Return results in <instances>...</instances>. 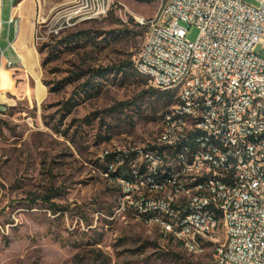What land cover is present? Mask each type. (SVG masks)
<instances>
[{"label":"rangeland","instance_id":"1","mask_svg":"<svg viewBox=\"0 0 264 264\" xmlns=\"http://www.w3.org/2000/svg\"><path fill=\"white\" fill-rule=\"evenodd\" d=\"M35 2L36 35L29 46L36 51L28 60L38 58L40 65L9 60L17 85L12 100V74L0 66V89L8 100L0 101V264H211L213 241L190 252L156 223L119 213L123 187L115 176H105L108 154L119 157L110 165L115 173L124 154L140 152L159 135L161 113L156 121L145 118L149 81L136 72L110 74L98 79L96 91L74 95L83 71L134 62L148 32L140 20L158 17L164 0ZM10 10L11 1L4 0L2 48L14 38L11 31L8 39ZM183 25L195 41L199 29ZM71 35L79 41L61 43ZM72 98L77 105L62 119ZM131 101V108L118 106ZM113 107L117 111H107ZM51 193L52 203L45 202Z\"/></svg>","mask_w":264,"mask_h":264},{"label":"built area","instance_id":"2","mask_svg":"<svg viewBox=\"0 0 264 264\" xmlns=\"http://www.w3.org/2000/svg\"><path fill=\"white\" fill-rule=\"evenodd\" d=\"M10 1L8 23L17 25L18 2ZM0 6L2 10L3 0ZM187 21L201 22L203 39L191 41L187 38L188 30L183 25ZM140 23L148 27V32L134 62L140 63L145 71L158 74V81L149 82V85L161 90L164 84L177 85L181 96L197 99V106H191L188 112L194 116H208V123L194 124L193 131L213 130L230 136L233 151L224 154L234 153V144H241L239 172H232V164L223 163V160L214 163L213 173L223 176V184L204 187L216 189V196L194 200V204L170 205L169 202L168 208L174 217L177 209L185 205H211L221 210V194L226 182H234L237 185L235 207L221 210L229 214L230 223H225L224 240L215 241V246H221V254H216L212 264H264V105L254 103L255 95H264V0H164L158 18ZM13 43L9 42V48L14 49ZM0 50V66L9 68V60L13 59L5 57L1 45ZM213 91H221V98H213ZM178 122L182 121L177 119ZM193 131L174 137L172 142H161L156 136L150 146L162 144L164 158L172 156L173 152H164V144L176 143L178 138H185V142L193 140ZM139 150L143 152V148ZM124 155L128 159V154ZM190 156V164L199 165L201 157L207 154ZM249 160H256L257 169H262V184L247 178ZM128 165L132 171L138 167L134 161H129ZM145 168L156 169L150 160ZM222 168H230V175H222ZM111 174L110 166L105 176L112 177ZM191 188L197 186L185 183L184 190ZM149 190L148 185L147 189H140L137 180L126 184V191H120L125 194V202L120 205L119 213L127 214L128 196H135L137 202V194ZM138 208L154 210L151 202ZM178 219H184V229L186 224H193V229H199L202 237L204 232L212 231L209 214ZM187 238L191 247H195L192 234H187Z\"/></svg>","mask_w":264,"mask_h":264},{"label":"bare ground","instance_id":"3","mask_svg":"<svg viewBox=\"0 0 264 264\" xmlns=\"http://www.w3.org/2000/svg\"><path fill=\"white\" fill-rule=\"evenodd\" d=\"M156 18L158 17L142 18L140 21H149ZM187 23L195 25L199 29L197 39H203V25L201 22L187 21ZM27 27L25 26L22 29L16 42L20 44L21 49L26 50L29 46ZM28 52L35 54L33 49H29ZM21 59L25 60V57L21 56ZM135 66L138 73L149 82L158 81L156 72L145 71L138 62ZM156 89L161 90V88ZM163 90H175L177 101L163 116L162 123H164V127L161 128L158 135L161 142H172L174 137H180L181 134H191L194 124L208 123V116H194V113L188 112L191 111V106H197V99L181 96L177 85L164 84ZM213 98H221V91H213ZM254 103L264 105V95H255ZM176 117L182 122L177 123ZM230 151H233L230 136L224 135V133H216L213 130H197L193 131V140L185 142V138H178L176 143L164 144V152H173L172 156L164 158L162 144H153V146L149 144L143 149V152L129 153L128 161H134V164L138 167L132 171L122 165L120 167L121 173L115 176L116 180L120 182L123 191H126V184H132L134 180L140 182V189H147L148 185L150 190L147 193L139 192L137 202L135 196H128L127 215L144 219L147 222L153 219L151 223L159 225L163 232H166V235L171 236L190 252H201L208 240L213 241V243L219 241L221 234L223 236L225 234V223H230L229 214L223 213L221 210H229L235 207L237 185L234 182H226V189L221 194V210H219V207L211 205H185L184 208L177 209L176 217H174V213L168 208V203L170 202V205H178L180 202L194 204V200L212 199L216 196V189L204 187L223 184V176L213 173L216 160L231 163L232 172H239L241 168V144H234V153L224 154V152ZM204 154H207V157H201L199 165L190 164V155ZM262 154H264V145H262ZM122 160L120 159L121 163ZM149 160L155 166V170L145 168V164H148ZM222 175H230V168H222ZM171 177L173 178L171 179ZM247 178H253L255 184H262V169H257L256 160H249ZM185 183L195 184L197 188L184 190ZM171 193H173L172 196ZM124 202L125 194H122L120 205H124ZM145 202H151V207H154V210L138 208L144 207ZM117 211L120 212V206ZM193 214H209L212 218V231L204 232L202 237L199 229H193V224H186V229H184V219L178 218L191 217ZM175 229H179V231L176 232ZM187 234H192V246L195 247H191ZM216 249L217 254H221V246H216Z\"/></svg>","mask_w":264,"mask_h":264},{"label":"trees","instance_id":"4","mask_svg":"<svg viewBox=\"0 0 264 264\" xmlns=\"http://www.w3.org/2000/svg\"><path fill=\"white\" fill-rule=\"evenodd\" d=\"M138 1L151 3L155 0H138ZM79 39H80L79 37L71 35V36H68L67 38H64V40H62L61 43H64L65 45H70L71 43L75 44L76 42L79 41ZM132 67H134L135 70H133ZM116 73L117 74H123L126 77H132V76H134V73H135V75L136 74L140 75L138 73V71L136 70L135 63L132 60H127V61H124L120 64L113 65V66L99 67L96 69L95 68L89 69L87 71H83L82 74H79V76L81 75L83 77L84 81L82 83H80L75 88L74 95L79 97L85 93L92 91V90L96 91L97 87H98L96 85V83L98 82L99 78L105 77V76L110 75V74H116ZM145 93L148 94V97H149V101L146 103V107H148V109H149V113H147L145 115L146 120L156 121L159 119L157 117V115H159L160 113L161 114L159 117H161L163 119V116L165 115V113L177 101V97H176L177 92L175 90L164 91V90H160V89H156V88H150V90L146 91ZM135 104H136V102H132V101L131 102H121V103H119L118 106L120 108L124 109V108H131ZM76 105L77 104L75 102H73V98L69 101H66L63 105V110L65 112L62 116V119L63 118L65 119L68 115H70L72 113V111L74 110V108L76 107ZM115 109H116V107H113L107 111L110 113L111 112L114 113L115 111H117ZM0 111H2L1 106H0ZM125 119H132V117L130 115H127V116H125ZM53 128L57 132L62 133V131L60 130L59 127L54 126ZM64 133H65L64 134L65 136L68 135V132H64ZM116 156H117L116 154H108L106 156V165L104 166V169H103L105 172L110 171V165L112 162H116ZM117 162H118V160H117ZM128 163H129L128 159H125L123 167L129 169ZM120 173H121V169H119L115 173L113 172L111 175L117 176ZM54 194L55 193L45 195L42 199L45 200V202H47V203H52L51 198H52V195H54ZM52 206H54V204H52ZM55 211L58 213L59 211H61V208L55 207ZM169 237H171V236H169Z\"/></svg>","mask_w":264,"mask_h":264},{"label":"crops","instance_id":"5","mask_svg":"<svg viewBox=\"0 0 264 264\" xmlns=\"http://www.w3.org/2000/svg\"><path fill=\"white\" fill-rule=\"evenodd\" d=\"M15 1L18 2V6L16 7V13H17V16H19V19L17 20L18 23H17V25L15 23L9 24L8 23L9 18L7 20V25L9 27L8 28V39L11 36V31H13V33H14V38L11 40V41L14 42V49L9 48V45H7L4 48L1 47V49H3L5 51V57L6 58H11L12 59L14 57H18V60L21 61L23 63V65H25L24 59H21V56H24L25 59H26V62L29 63L30 67L33 65L35 68H37L38 64L40 65V61H38V58H37V60H33V64H30L31 61L28 60V58L30 56L28 50L29 49H32V48L30 46H28V49L27 50L24 49V48L21 49L20 44L16 43L17 40H18L19 35L21 34L22 29L25 26L27 27V23H29L28 24V27H27V30H26L27 31V37H28V44L33 43V40L35 39V35H36V22H35V18H34L35 17L34 16V13L36 12V8H35L36 7V2H35V0L34 1L33 0H15ZM20 6H23V9ZM33 8H35L34 9L35 12L33 11ZM2 10H3V6H2ZM2 10H1V13H0V26H1V15H2V20H3V11ZM24 15L25 16L27 15L29 18L26 19L24 17ZM3 24H4V22H3ZM1 37H2V32H0V40H1ZM34 47H35V45H34ZM35 51H36V49H35ZM0 60H1V50H0ZM3 62H5V59L3 60ZM21 62H20V66H22L23 69L25 70V72L28 75H30L29 72L27 71V69L22 65ZM4 68H7V67L4 66ZM10 68H7V69L12 74V78H13V81H14V86H12V85H9L8 86V88H10L11 90H9V92H7V96L9 98V100H12L13 99L12 96L15 95L14 91H15L17 85H16V81H15L16 77H14V73H13L14 69H13V67H10ZM18 69L21 70V68H18ZM33 82L35 83L36 96H37V86H36V82H35V80H33ZM0 86L2 88L1 80H0ZM0 101L1 102H7L8 101V100H6L2 96L1 89H0Z\"/></svg>","mask_w":264,"mask_h":264}]
</instances>
